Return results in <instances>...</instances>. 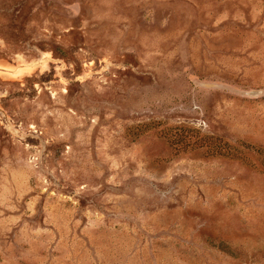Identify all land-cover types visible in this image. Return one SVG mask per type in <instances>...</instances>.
Returning <instances> with one entry per match:
<instances>
[{
	"label": "rangeland",
	"instance_id": "374dc122",
	"mask_svg": "<svg viewBox=\"0 0 264 264\" xmlns=\"http://www.w3.org/2000/svg\"><path fill=\"white\" fill-rule=\"evenodd\" d=\"M0 264H264V0H0Z\"/></svg>",
	"mask_w": 264,
	"mask_h": 264
},
{
	"label": "crops",
	"instance_id": "0c3cea01",
	"mask_svg": "<svg viewBox=\"0 0 264 264\" xmlns=\"http://www.w3.org/2000/svg\"><path fill=\"white\" fill-rule=\"evenodd\" d=\"M1 67H3L2 65H0V69H1Z\"/></svg>",
	"mask_w": 264,
	"mask_h": 264
},
{
	"label": "bare ground",
	"instance_id": "6f19581e",
	"mask_svg": "<svg viewBox=\"0 0 264 264\" xmlns=\"http://www.w3.org/2000/svg\"><path fill=\"white\" fill-rule=\"evenodd\" d=\"M0 65H3V64L0 62Z\"/></svg>",
	"mask_w": 264,
	"mask_h": 264
}]
</instances>
